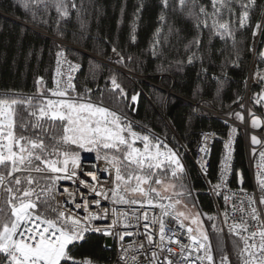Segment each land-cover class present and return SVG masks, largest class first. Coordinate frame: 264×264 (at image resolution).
I'll list each match as a JSON object with an SVG mask.
<instances>
[{
    "label": "snow or ice",
    "instance_id": "obj_1",
    "mask_svg": "<svg viewBox=\"0 0 264 264\" xmlns=\"http://www.w3.org/2000/svg\"><path fill=\"white\" fill-rule=\"evenodd\" d=\"M210 3L211 11L201 0H175V4L161 0L162 8L179 11L192 21L197 35L186 45L195 49L187 63L201 61L202 72H208L200 54L203 32L208 31L209 44L213 37L225 44L231 41V54L218 50L225 61L221 75L228 79L229 68L242 67L237 31L264 37V8L253 19L257 0ZM21 4L31 23L48 27L51 20L60 39L73 14L81 30L87 27L82 19L88 11L85 0H21ZM142 7L136 9V20ZM124 11L122 4L121 17ZM132 31L134 41L135 26ZM260 43L264 45V40ZM157 44L158 39L152 45L153 56L158 54ZM110 47L105 58L127 68L125 61L131 62L132 56H126L118 42ZM56 48L52 87L38 76L32 93L0 91V264H100L81 257L97 234L114 243L115 260L110 264H264V178L258 181V196L243 187L242 173L237 174L239 192L228 186L238 127L223 121L228 131L226 139L220 138L215 183L209 178V159L217 133L201 132L196 141L192 163L209 192L221 196L223 191L225 205L223 210L205 212L187 166L185 154L192 149L186 139L157 134L132 119L129 112H137L140 93H130L115 73L105 78L103 87L97 83L95 89L77 91L75 73L81 64L69 60L61 45ZM248 52L258 58L251 79L260 88L250 99L264 109V46L254 43ZM213 78L221 82L220 76ZM248 79L243 81L245 90ZM241 101L244 96L237 94L232 104L239 110L225 115L243 124ZM21 106L24 111L18 113ZM247 113L250 127L264 136V120L251 105ZM201 114L200 106L194 105L186 128L191 129L193 117ZM245 135L251 145L259 146V161L264 164V139ZM251 152L255 156L257 149ZM82 153L94 154L92 162ZM235 213L238 218H233Z\"/></svg>",
    "mask_w": 264,
    "mask_h": 264
},
{
    "label": "trees",
    "instance_id": "obj_2",
    "mask_svg": "<svg viewBox=\"0 0 264 264\" xmlns=\"http://www.w3.org/2000/svg\"><path fill=\"white\" fill-rule=\"evenodd\" d=\"M170 3L175 4V0H170ZM201 3L207 5L211 11L210 0H201ZM122 4L125 11L121 17ZM141 4L143 7L139 12V19L136 20L134 14ZM257 4L259 7L253 12V19H257L260 10L264 8L261 0H257ZM85 6L88 11L83 14L82 19L87 27L81 30L73 14L66 28L62 24L65 37L60 39L53 33L54 25L51 20L48 27L30 22L31 18L23 8L21 0H0V91L11 89L32 93L36 89L35 79L38 76H43L48 87H52L53 62L56 45L59 44L81 64L77 91H83L84 87L95 89L97 83L103 87L105 78L115 73L130 93H140L137 112H129L131 118L157 134L164 135L166 132L169 137L176 135L179 139H186L188 147L192 149L191 154L201 132L214 131L223 137L227 135V125L202 111L201 115L193 117L191 129L186 128V121L192 114L194 105L226 112L237 107L232 104L237 94L245 97L243 81L249 76L253 60L248 48L255 40L251 31H237V47L243 55L242 67L229 68V78L225 79L221 75L224 56L218 50L223 48L226 54H231V41L225 44L219 37H213L209 44L208 31L203 32L200 37V54L204 56L203 67L207 68L208 72H202L201 61L187 63L188 56L195 49H186V45L197 35L192 21L179 11L162 8L161 0H85ZM161 15L164 16L163 20L160 19ZM134 26L133 41L131 37ZM158 29L159 36L156 35ZM157 39L158 54L153 56L152 45ZM262 40L264 37L260 36V42ZM113 42H118L120 48L126 49V56H132L131 62L125 61L127 68L123 67L132 73L131 77L104 63L107 61L105 57L111 54L110 44ZM260 46L264 45L260 43L258 47ZM261 66L264 67V64ZM213 76H220L221 82L218 83ZM218 88L221 89L219 95ZM194 93H197L195 98ZM23 111L22 106L17 108L18 113ZM221 150L222 145L217 144L212 154L209 178L213 182L218 172ZM84 155L82 153V157ZM185 158L193 175L198 203L202 210L216 212L214 202L207 191V184L198 175L196 166L192 163V156L186 153ZM238 173H242L244 177L243 186L250 188L242 138L236 143V185ZM212 240L215 243L214 237ZM104 245L105 239L95 235L91 243L82 249L81 257H92L100 264H110L115 253L106 251Z\"/></svg>",
    "mask_w": 264,
    "mask_h": 264
},
{
    "label": "built area",
    "instance_id": "obj_3",
    "mask_svg": "<svg viewBox=\"0 0 264 264\" xmlns=\"http://www.w3.org/2000/svg\"><path fill=\"white\" fill-rule=\"evenodd\" d=\"M255 41H256V39H255ZM65 53L68 56V59L69 60H71L73 63H78L69 54V52L67 50H65ZM55 59H56V57L54 56L53 73H54V69H55ZM104 63L107 64L108 66L112 67V68L114 67V69H116L118 71H123L126 74H128L127 71L123 67H120L118 65H115V64L111 63L109 60L104 61ZM256 67H257L256 57L253 56L252 65H251L250 72H249V76H248V78H249L248 79V85H249V87L246 90V95L244 97V101H242V103H245V110H244L245 111V122L243 124H241L239 121H236L234 119H231V118L227 117L225 115V113H227L229 111H226V112H221L220 111L219 112V111H216L213 108L207 107V106H203V107L200 106V108H201V111L203 113H207V114L211 115L213 118H216V119L220 120L221 122H223L225 119H228L229 120V123L234 124L240 130V132H239V134L237 136V141H238L239 138H242L243 141H244L245 154H246V163H247V169H248V173H249V177H250V188L247 189L244 186L243 187L247 191L252 192V193H255L258 196L259 195V192H260V186L258 184V181H259V179L264 178V164H261L260 161H259V150H260L259 149V146H257V145H251L250 138L245 135V132H249V133H252V134L257 135L261 139H264V136L261 135L260 130H258V129H252L250 127L249 117H248V113H247V108L251 105L253 107V111H255L256 114L259 115V116H261L262 120H264V109H262L261 106H259V105H255L254 104V101H252L250 99L251 96L253 95V93L260 91L259 86L256 85V84H254L253 81H252V79L250 80V78L252 77V74L256 70ZM81 69H82V67H81ZM81 69L78 72L75 73L76 79L74 80V83H76V87H77V77H78ZM234 109L239 110L238 107H235ZM203 132H214V131H203ZM220 138L226 139L227 138V135L223 137V136H220L219 134H217V139L213 141L212 154H213V151H214L215 146L217 144H221L222 145ZM199 139H200V134H199L198 140ZM195 148H196V146H195ZM195 148H194L193 154H189L190 156H192V159H194L196 157V155H197V153L195 152ZM251 148H256L257 149V153H256L255 156L252 155ZM235 157H236V152L234 153V160H233V169H234V172H233V174L228 179V186L233 191L239 192L240 185L239 184L238 185L235 184V179H236L235 178ZM88 158H89V161L88 162H92V157L88 156ZM211 158H212V155H211V157L209 159V175H210ZM96 163L99 164V162H96ZM215 182H216V180L213 183H215ZM207 191H208V186H207ZM208 194L211 196V198H212V200L214 202L215 210L216 211H217L218 208L220 210H223L225 208V205H224V202H223V199H222L223 191L221 193V196H216V195H214L213 193H211L209 191H208ZM239 194L240 195H243L242 193H239ZM233 203H235V201H233ZM228 210H229V212H232V209H231L230 206H229ZM238 216H239V213H235L234 216H233V218H238ZM96 236H100V235L97 234ZM100 237H102V236H100ZM103 238L105 239L106 245L109 248H112L113 251H114V253H115L114 243H113L112 239L110 237H107V238L106 237H103ZM127 239H129V238H126V240ZM210 239H211V236H210ZM114 260H115V255H114L113 261Z\"/></svg>",
    "mask_w": 264,
    "mask_h": 264
},
{
    "label": "rangeland",
    "instance_id": "obj_4",
    "mask_svg": "<svg viewBox=\"0 0 264 264\" xmlns=\"http://www.w3.org/2000/svg\"><path fill=\"white\" fill-rule=\"evenodd\" d=\"M257 38V39H256ZM255 39H256V41L254 40V42H253V44L255 43L257 46H259V44H260V36L259 35H257L256 37H255ZM256 63H258V58L256 57ZM114 68V67H113ZM127 71V70H126ZM120 72H122V73H124L125 75H128V76H130V75H132V73L131 72H128L127 71V73L128 74H126L125 72H123V71H120ZM131 77V76H130ZM85 155H88V156H90V157H93L94 156V154H85ZM205 224H206V226H207V221H205ZM211 236V235H210ZM211 239H212V236H211Z\"/></svg>",
    "mask_w": 264,
    "mask_h": 264
},
{
    "label": "bare ground",
    "instance_id": "obj_5",
    "mask_svg": "<svg viewBox=\"0 0 264 264\" xmlns=\"http://www.w3.org/2000/svg\"><path fill=\"white\" fill-rule=\"evenodd\" d=\"M257 39V38H256ZM250 80H251V78H250Z\"/></svg>",
    "mask_w": 264,
    "mask_h": 264
},
{
    "label": "water",
    "instance_id": "obj_6",
    "mask_svg": "<svg viewBox=\"0 0 264 264\" xmlns=\"http://www.w3.org/2000/svg\"><path fill=\"white\" fill-rule=\"evenodd\" d=\"M84 54V53H83Z\"/></svg>",
    "mask_w": 264,
    "mask_h": 264
}]
</instances>
